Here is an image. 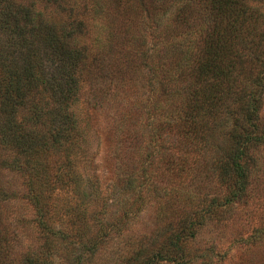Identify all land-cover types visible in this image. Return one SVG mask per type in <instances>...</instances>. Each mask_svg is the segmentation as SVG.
Segmentation results:
<instances>
[{
	"label": "trees",
	"instance_id": "trees-1",
	"mask_svg": "<svg viewBox=\"0 0 264 264\" xmlns=\"http://www.w3.org/2000/svg\"><path fill=\"white\" fill-rule=\"evenodd\" d=\"M168 1L175 3L172 7L184 27L176 34L164 18L169 5L160 17L153 15L154 25L149 26L162 25L158 36L168 44L163 50L155 48L156 62L149 68L150 82H159L162 90L159 100L149 104L153 118L145 126L151 134L148 150L141 167L142 157L133 163L138 165V174L117 180L118 191L110 196L98 188L97 178L83 177L80 169L89 165L85 159L78 160L81 154L72 159L67 153L66 149L82 141L69 115L58 111L49 118L39 101L41 81L51 98L70 102L78 89L80 50L71 47L70 34L62 39L51 25H45L43 32L34 29L37 25L29 8L0 0V28L11 35L7 48L13 63V68H4L0 83V170L23 177L21 198L33 207L41 234L40 245L23 254V264H95L114 240L123 247L114 253V260L119 261L114 264L206 262L207 251L193 249L191 243L202 229L223 221L226 210L246 197L256 166L252 147L264 144L259 120V99L264 92V0ZM99 7L94 4L91 11L96 18L102 15ZM194 15L200 17L197 23L185 18ZM82 28V23H76L77 31ZM32 33L41 41L36 42ZM4 51L1 47L0 65L7 60ZM38 54L46 62L41 79L36 71L39 64L34 67ZM246 63L255 73L243 69ZM178 85L190 90L186 105L176 99ZM227 101L236 110L230 111ZM176 102L186 107L184 113L175 107ZM216 114L219 117L210 127L205 118ZM225 130H229L228 145L220 149L215 134ZM52 147L64 149L65 155L50 168L34 151L47 154ZM160 173L167 180L166 188H162ZM170 179L176 186L167 190ZM209 184L212 193L203 195L202 189L207 190ZM2 195L0 204L18 197L0 189ZM148 202L149 208L155 205L150 215H135ZM117 204L123 208L116 210ZM136 216L153 224L149 235L133 233ZM8 224L0 220V227ZM7 226L3 231L0 228V264L15 262Z\"/></svg>",
	"mask_w": 264,
	"mask_h": 264
},
{
	"label": "rangeland",
	"instance_id": "rangeland-1",
	"mask_svg": "<svg viewBox=\"0 0 264 264\" xmlns=\"http://www.w3.org/2000/svg\"><path fill=\"white\" fill-rule=\"evenodd\" d=\"M13 1L16 7L23 6L30 9L33 23L37 25L34 29L38 28L43 32L47 28L45 25H51L59 32L62 39L70 34L71 47L80 50L83 61L77 69L78 89L70 102L60 103L51 98L52 95L42 88L41 81L38 86L39 101L41 100L43 110L49 118H53L58 111L69 115L82 141L78 146L66 149L67 153L72 159L76 153L81 154L78 160L85 159V164L89 165L87 169L81 166L80 172L83 173V177L88 180L97 178L98 188L113 196L118 191L117 180L138 174V165L134 166L133 163L142 157L141 167L148 150L146 146L149 144L151 134L145 126L152 122L153 118L148 111L149 104L159 100L162 90L159 82L158 84L154 81L150 82L149 68H153L156 62L155 48L163 50L168 44L167 39L158 36L162 25L152 29L149 26L154 25L153 15L155 16L156 13L160 17L170 1ZM97 3L100 4L99 8L102 11L101 17L97 15L99 18L91 12L94 4ZM170 4L164 11V18L169 19L176 29V34L180 35L184 27L181 24L182 17L180 15L176 17V7H172L175 3ZM263 10L264 6L261 8V11ZM185 18L190 21L195 20L197 23L200 17L194 15ZM78 22L83 25L81 31L75 29ZM32 35L36 42L41 41L40 36L35 37L34 33ZM10 36L0 28V48L5 49L3 57L7 59L2 64L4 67L0 65V83L5 77L4 68L10 66L13 68L7 48L11 40ZM178 38L175 37L176 40ZM35 51L40 54L38 48H35ZM39 54L34 59V67L39 64V67L36 66V71L41 79V69L46 62ZM242 67L245 71L251 68L247 63ZM253 72L255 73L254 69ZM158 73L162 76V73ZM177 87L179 91L176 99L185 104L190 90L185 86ZM178 102L175 107L184 113L186 107L179 106ZM227 104L230 111L236 110L232 102L227 101ZM153 116L156 117L154 111ZM217 117L219 114L206 116L205 120L211 127V123L215 122ZM259 120L262 125L260 128L264 131V92L259 99ZM228 132L229 130L218 131L215 134L220 149H225L228 145ZM139 147L143 149L138 150ZM34 152L38 154V160L47 161L50 168L55 162H61L65 155L64 149L58 147L50 148L47 154ZM251 154L255 158V168H257L253 169L249 178L246 197L239 200L233 208L226 210L223 221L208 225L199 232L191 247L207 251L204 257L206 262L197 259L193 264H264V144L252 147ZM151 171L148 170V173ZM161 175L158 174V177ZM170 180L172 184L167 185V190L176 186V182ZM160 181L162 188H166V178L161 176ZM201 185L204 187L203 184ZM23 187V177L20 173L0 170V189H3L7 196L13 193L18 195L15 199L2 200L0 204V220L9 222L8 226L1 225L0 228L3 231L6 226L8 227L13 247L11 255L15 261L13 264H23V254L33 252L41 243V234L34 221L33 207L26 199L21 198ZM202 191L203 195L212 193L211 184L208 185L207 190L202 189ZM0 198L3 199L4 195ZM196 199L197 196L194 197V200ZM150 204L151 202H148L141 212L135 215L142 218L145 215L149 216L155 207L152 204L149 208ZM135 206L136 204H133L132 208L134 209ZM121 208L123 206L117 204L115 209ZM138 216L133 233L149 235L153 224H145ZM133 233L128 234L133 235ZM114 241L98 256L94 261L95 264H114L118 261L114 260V253L122 250L123 247L122 244H118V240Z\"/></svg>",
	"mask_w": 264,
	"mask_h": 264
}]
</instances>
